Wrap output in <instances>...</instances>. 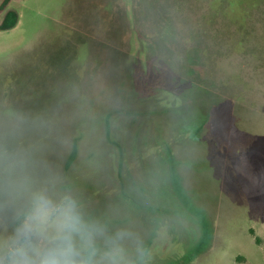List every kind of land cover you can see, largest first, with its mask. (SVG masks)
<instances>
[{"label":"rangeland","instance_id":"rangeland-1","mask_svg":"<svg viewBox=\"0 0 264 264\" xmlns=\"http://www.w3.org/2000/svg\"><path fill=\"white\" fill-rule=\"evenodd\" d=\"M37 195L97 260L264 264V0H0V241Z\"/></svg>","mask_w":264,"mask_h":264},{"label":"clouds","instance_id":"clouds-1","mask_svg":"<svg viewBox=\"0 0 264 264\" xmlns=\"http://www.w3.org/2000/svg\"><path fill=\"white\" fill-rule=\"evenodd\" d=\"M98 234L75 202L55 203L37 195L17 237L0 241V257H5L4 264H119L112 252L96 259Z\"/></svg>","mask_w":264,"mask_h":264}]
</instances>
